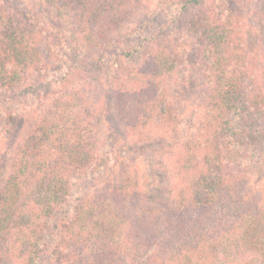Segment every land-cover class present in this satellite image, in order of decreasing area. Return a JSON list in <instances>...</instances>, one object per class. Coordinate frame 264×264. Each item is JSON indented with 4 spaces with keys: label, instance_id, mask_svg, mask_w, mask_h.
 <instances>
[{
    "label": "trees",
    "instance_id": "obj_1",
    "mask_svg": "<svg viewBox=\"0 0 264 264\" xmlns=\"http://www.w3.org/2000/svg\"><path fill=\"white\" fill-rule=\"evenodd\" d=\"M43 3L38 33L25 0H0V149L12 153L0 186V264H113L109 246L135 223L133 264H217L223 227L245 264H264V176L243 175L264 135V2L167 0L153 12L171 23L187 16L198 53L204 96L197 133L185 136L178 45L141 24L122 34L129 0ZM62 16L76 18L70 30ZM112 64L103 115L124 145L161 148L175 174L132 220L123 215L141 206L135 169L125 161L113 172L121 151L102 137L99 99L73 89L63 98L72 80L99 81L96 70Z\"/></svg>",
    "mask_w": 264,
    "mask_h": 264
},
{
    "label": "rangeland",
    "instance_id": "obj_2",
    "mask_svg": "<svg viewBox=\"0 0 264 264\" xmlns=\"http://www.w3.org/2000/svg\"><path fill=\"white\" fill-rule=\"evenodd\" d=\"M44 0H25L26 4L33 9L28 13H31L29 16L30 20H32L37 27L38 33L44 32V12L48 7L46 3H43ZM131 3H128V6L124 3H120V9H126L127 12L124 21L121 23L120 31L123 33L129 31L131 32L136 28L138 24L142 25V30L147 37H154L159 41H168L172 45L179 46V52L181 55L180 68L176 71L174 80L180 84L181 91L179 92L182 95V99L179 101L180 108L177 109L176 114L178 116V134L179 136L185 135H194L198 130V118L196 115V104L204 96V87L201 85V74L196 65L197 59V51L194 47L190 37L184 32V27L186 25L187 16H180L174 23H171L167 17L155 16L153 12L156 7L161 4L163 1L167 0H129ZM264 2V0H258V3ZM42 10V11H41ZM52 12V11H51ZM66 14L62 12V15ZM152 15L151 19L148 20V15ZM63 22L66 27L70 30L73 27L72 18L75 17H67L62 16ZM54 21V20H53ZM114 35V34H112ZM153 35V36H152ZM174 50V49H173ZM119 51L117 50L116 54ZM104 60H108L109 63L113 61V57L111 56V52L108 54H103ZM115 64V63H113ZM110 65L107 67H102L97 71V78L99 81L93 79V77L84 76L81 78H75L72 82L67 86L69 92H64L63 95L65 97L71 96V92H83L85 94L86 99H88L91 103H93L94 99H99V104L97 107V112L100 113V126L102 137L104 139H108V151L115 150L116 153L118 150L121 151L119 156L120 160L118 164H116L113 168V172H118V168L120 167V163L129 162L132 163V167H134V171L136 174V181L138 183V194L142 201L137 207L136 214L129 213L125 210L124 217H128L132 220L133 217H139L142 210L147 207L142 203L145 201L146 204H153L158 202L162 198V193L164 187L167 185V179L169 176H173L175 174L172 173V169L170 172V166L167 164L166 158L163 162H161V157L165 154L159 147H155V145L145 146L139 150L134 149L133 147L124 145L123 142H120V137L117 136V132L114 131L109 122L106 120L103 115V110L105 109V104L102 103V96L104 87L111 88L112 83L115 79L116 75V67L115 65ZM102 85V86H101ZM109 90V89H108ZM2 96V94H0ZM61 98V96H60ZM117 127V131L120 133L123 131L122 126L119 124H115ZM264 130V126H263ZM115 133H114V132ZM1 132V129H0ZM115 134V135H113ZM124 147V148H122ZM258 148V149H257ZM257 150L255 151V162L252 163L251 168H246L243 170V175L247 177L249 180L256 181L258 178L264 176V135L262 137V141L257 146ZM123 149V150H122ZM12 157V153L9 149L3 148L0 149V186L3 183L4 179L7 176L9 171L10 160ZM105 163H108V160H105ZM162 163V166H161ZM178 179V178H176ZM175 179V180H176ZM184 178H182L183 180ZM185 180V179H184ZM180 181V180H179ZM143 209H140V208ZM130 210V208H128ZM129 224V222H127ZM126 223V224H127ZM127 224V226H128ZM138 228L136 223L128 226L126 229L122 226L121 230L117 233H122L120 235L119 241L114 245H110L108 249L112 251L111 258L114 259L112 261L113 264H133V260L130 259V239L132 237V233L134 230ZM224 228V227H223ZM223 228L219 229L220 234V249L217 254L216 262L217 264H245V259H242L230 246V241L233 239L230 237V234L224 232ZM219 240V241H220ZM219 243V242H218ZM153 247V246H152ZM108 255V251H107ZM108 256L106 257V259ZM110 259H107L106 262H110ZM124 261V262H123Z\"/></svg>",
    "mask_w": 264,
    "mask_h": 264
}]
</instances>
